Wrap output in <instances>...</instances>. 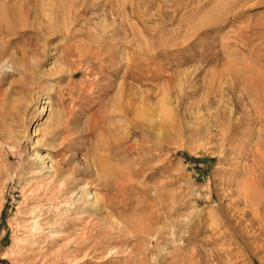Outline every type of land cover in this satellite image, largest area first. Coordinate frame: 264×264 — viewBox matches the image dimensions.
Returning a JSON list of instances; mask_svg holds the SVG:
<instances>
[{"label":"rangeland","instance_id":"1","mask_svg":"<svg viewBox=\"0 0 264 264\" xmlns=\"http://www.w3.org/2000/svg\"><path fill=\"white\" fill-rule=\"evenodd\" d=\"M0 264H264V0H0Z\"/></svg>","mask_w":264,"mask_h":264},{"label":"bare ground","instance_id":"2","mask_svg":"<svg viewBox=\"0 0 264 264\" xmlns=\"http://www.w3.org/2000/svg\"><path fill=\"white\" fill-rule=\"evenodd\" d=\"M70 3H71V2H70ZM46 4H47V3H46ZM55 5H56V4H55ZM48 6H49V5H48ZM58 7H59V5H58ZM71 7H72V5H71ZM52 8H53V7H52ZM57 9H58V8H57ZM64 9H65V8H64ZM69 10H70V9H69ZM73 10H74V9H73ZM27 11H28V10H27ZM50 12H51V11H50ZM53 13H54V12H53ZM53 13H52V14H53ZM45 15H46V14H45ZM47 15H48V14H47ZM56 15H57V13H56ZM54 16H55V14H54ZM63 16H64V15H63ZM42 17H43V16H42ZM55 17H56V16H55ZM52 18H53V15H52ZM64 18H65V17H64ZM35 19H36V18H35ZM48 19H49V18H48ZM48 19H47V20H48ZM60 19H62V18H60ZM19 20H20V19H19ZM49 20L52 21V20H55V19H49ZM27 22H28V21H27ZM57 22H58V21H57ZM65 22H66V21H65ZM16 23H17V22H16ZM67 23H68V22H67ZM37 24H38V23H37ZM18 25H19V24H18ZM51 25H52V24H51ZM69 25H70V23H69ZM7 26H8V25H7ZM44 26H45V25H44ZM46 29H47V28H46ZM47 31H49V30H47ZM48 33H49V32H48ZM90 36H91V35H90ZM94 37H95V36H94ZM74 39H75V38H74ZM74 39H73V40H74ZM68 40H69V39H68ZM91 40H93V38H91ZM97 40H98V39H97ZM93 41H94V40H93ZM91 42H92V41H91ZM94 42H95V41H94ZM70 43H72V42H69V44H70ZM78 43H79V42H78ZM82 43H83V42H82ZM93 44H94V43H93ZM87 45L89 46V45H91V44H87ZM94 45H95V44H94ZM77 46H78V45H76L74 48L79 50L80 48H76ZM78 47H79V46H78ZM84 47H86V45H84ZM84 47H81V50H82V52L85 53V52L87 51V49L85 48L86 51H83L82 48H84ZM89 48H91V47H89ZM92 48H93V47H92ZM94 49H95V48H94ZM94 49H93V50H94ZM96 49H97V51L99 50V48H96ZM69 50H72V52L70 51V53H69V54L67 53V54H68V55H71V54L73 53V49H69ZM88 50H89V49H88ZM93 50H90L91 53L88 54V55L83 54V53L81 52L82 54H81V55L79 54V57H80V58H89V59H93V58H94V59H98V58H101V57H102V56L99 55L100 53H96V51L93 52ZM90 51H89V52H90ZM68 52H69V51H68ZM76 52H77V51H76ZM89 52H88V53H89ZM98 52H100V51H98ZM78 53H79V52H78ZM67 54L65 55L64 58H67V56H68ZM63 55H64V54H63ZM76 55H77V54H76ZM103 55H104V54H103ZM60 56H61V55H60ZM68 57H69V56H68ZM61 59H63L62 56H61ZM67 59H68V58H67ZM67 59H65L66 62H68ZM76 59H79V58H76ZM68 60H69V59H68ZM71 61H72V60H71ZM71 61L69 60V62H71ZM77 61H78V60H77ZM96 61H97V60H96ZM72 62H73V61H72ZM72 62H71L70 64H72ZM80 62H81V61H80ZM64 63H65V62H64ZM64 63H63V64H64ZM70 64H68V65L70 66ZM75 64H77V63H75ZM64 65H65V64H64ZM66 65H67V64H66ZM73 65H74V64H73ZM59 66H60V65H59ZM69 66H68V67H69ZM74 66H75V65H74ZM82 66H83V65H82ZM65 67H66V66H65ZM75 67H76V66H75ZM64 69H65V68H64ZM67 71H68V70H67ZM61 72H63V71H61ZM68 72H70V71H68ZM76 72H77V70H72V69H71V76L74 75ZM69 77H70V76H69ZM72 80H73V78H72ZM72 80H71V81H72ZM82 82H83V81H82ZM83 83H84V82H83ZM77 85H78V84H77ZM74 86H75V85H74ZM81 86H82V84H81ZM75 88H76V87H75ZM79 89H80V88H79ZM80 95H81V94H80ZM76 96H78V95H76ZM85 97H86V96H85ZM74 98H75V97H74ZM79 98H80V96H79ZM87 98H88V97H87ZM119 98H120V97H119ZM81 99H82V98H81ZM120 99H121V98H120ZM84 101H85V100H84ZM131 103H132V102H131ZM118 104H119V103H118ZM118 104H115V105L118 106ZM98 105H99V104H98ZM111 106H112V105H111ZM111 106H110V107H111ZM113 106H114V105H113ZM127 106H128V105H127ZM105 107H106V106H105ZM134 107H135V106H134ZM134 107H133V108H134ZM107 108H108V107H107ZM113 108H114V107H113ZM133 108H132V106L130 107V105H129V106L126 108V109H127V112H128V113H132V115H134L133 113H135V110H134ZM120 109H121V108H120ZM135 109H136V107H135ZM124 110H125V109H124ZM94 111H96V109H95ZM107 111H108V110H107ZM127 112H126V113H127ZM95 113H96V112H95ZM114 113H116V112H114ZM118 113H119V112H118ZM136 114H137V111H136ZM110 116H111V115H110ZM124 116L126 117V115H124ZM130 116H131V115H130ZM107 117H108V116H107ZM108 118H109V117H108ZM130 120H131L132 123L135 122V121H134L135 118H133V116L130 117ZM107 121H108V120H107ZM129 123H130V122H129ZM129 123H128V124H129ZM128 124H127V122H126V125H128ZM134 124H135V123H134ZM52 132H53V131H52ZM99 157H100V156H99ZM104 157H105V156H104ZM38 158H39V159H43V156H42V155H38ZM44 158H45V157H44ZM97 160H98V159H97ZM47 161H49V160H47ZM44 162H45V161H44ZM91 162H92V161H91ZM96 166H97V165H96ZM45 167H47V168L49 169L48 174H52L53 176L56 175V173H55V169L53 168V166H52L50 163H49V164L46 163V164H45ZM37 172H38V170H37ZM79 173H80V172H79ZM43 174H44V173H43ZM69 175H70V174H69ZM102 175H103V174H102ZM44 176H45V175H44ZM50 176H51V175H50ZM50 176H49V177H50ZM51 177H52V176H51ZM73 177H74V176H73ZM43 178H44V177H43ZM69 179H70V178H69ZM75 180H76V179H75ZM64 181H65V180H64ZM70 182H71V181H70ZM33 184H34V183H33ZM33 184H32V185H33ZM70 184H71V186H72V183H70ZM74 185H75V183H74ZM88 185H89V184H88ZM55 186H56V185H55ZM69 186H70V185H68V187H69ZM68 187H67V189H68ZM52 188H53V187H52ZM83 189H84V188H83ZM65 190H66V189H65ZM33 191H34V193H35V192L37 193V188H33ZM81 192H82V191H81ZM85 192H86V191H85ZM41 193H42V192H41ZM41 193H40V194H41ZM31 194H32V193H31ZM81 194H82V193H81ZM64 195H65V194H63V196H64ZM70 195H71V194H70ZM70 195H69V196H70ZM85 196H86V195H85ZM73 197H74V196H73ZM93 197H94V195H93ZM68 198H69V197H68ZM94 198H95V197H94ZM76 200H77V199H76ZM79 200H80V199H79ZM95 200H98V199H95ZM95 200H94V201H95ZM100 200H101V199H100ZM57 201H58V200H57ZM66 201H67V200H66ZM59 202H60V201H59ZM82 202H83V201H82ZM56 203H57V202H56ZM56 203H54V204H56ZM64 205H65V203H64ZM66 205H67V204H66ZM69 205H70V204H69ZM58 206H59V205H58ZM58 206H57V207H58ZM60 206H61V205H60ZM60 206H59V207H60ZM62 206H63V205H62ZM62 206H61V207H62ZM59 207H58V208H59ZM69 207H70V206H69ZM70 208H71V207H70ZM55 209H56V208H55ZM69 210H70V209H69ZM38 211H40V210H38ZM60 211H61V210H60ZM34 214H35V212H34ZM34 216H35V215H34ZM36 217H37V216H36ZM61 217H62V216H61ZM34 228H35V226H34ZM258 260H259V259H258Z\"/></svg>","mask_w":264,"mask_h":264}]
</instances>
